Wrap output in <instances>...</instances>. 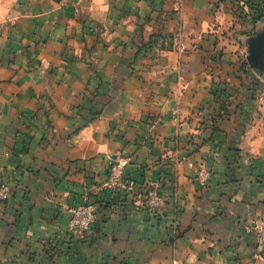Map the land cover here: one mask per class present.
I'll return each mask as SVG.
<instances>
[{
    "label": "crops",
    "instance_id": "crops-1",
    "mask_svg": "<svg viewBox=\"0 0 264 264\" xmlns=\"http://www.w3.org/2000/svg\"><path fill=\"white\" fill-rule=\"evenodd\" d=\"M211 1L0 0V264H264L244 228L264 183L228 169L253 157L254 104ZM120 158L126 185L101 191ZM165 172L154 220L133 200ZM83 194L98 219L79 238L68 208Z\"/></svg>",
    "mask_w": 264,
    "mask_h": 264
},
{
    "label": "rangeland",
    "instance_id": "rangeland-1",
    "mask_svg": "<svg viewBox=\"0 0 264 264\" xmlns=\"http://www.w3.org/2000/svg\"><path fill=\"white\" fill-rule=\"evenodd\" d=\"M213 15L215 20L222 17L223 24L221 28H217L219 31V41L230 42L235 47L242 50L241 58L243 60L238 65V79L242 81L238 82L236 86L240 85L237 94H242L245 91L247 94V103H253V111H248L243 122H248L252 117L254 118V153L251 155L252 158L245 159L241 155L237 159H234L232 163L228 165L229 170H233L238 175V181L240 183L249 179V182L257 183L262 185L264 183V0H212L211 1ZM245 46L243 49L242 47ZM224 54V53H223ZM217 64H221L219 57L216 58ZM223 65V64H222ZM220 84V83H219ZM218 84V85H219ZM216 85V84H215ZM244 89V91H243ZM213 91L219 101L225 103V99L230 96L227 91V87H213ZM244 96V95H243ZM246 98V97H245ZM226 106V105H225ZM245 128V127H244ZM251 150V149H250ZM241 151V150H240ZM245 163H248L246 167ZM115 162L110 166L109 179L103 184L102 189L108 193L115 195L123 189L126 185L125 173L122 185L115 188L105 187V184L109 182L112 172V167ZM125 172V169H124ZM213 171L209 169H201L198 173L197 180L202 186H206L212 177ZM235 174V175H236ZM159 182L162 184V193L164 183L167 182L168 172L162 173ZM236 175V176H237ZM147 180L142 185V189L136 194L133 204L139 211L145 212L149 218L154 220H161L166 217L168 209V199L163 193L162 196L165 198V202L158 206H152L148 204L147 191L153 181ZM9 189V197L5 200L0 201L4 203L10 200L12 197V191L9 186L3 182ZM252 183V184H253ZM76 202L68 208L70 213V226L68 231L76 234L79 238H84L87 234L93 232V227L90 232H82L78 225L73 226L72 221L74 214L78 211H83L88 205H91L98 219L97 205L96 202L92 201L88 194H83L76 199ZM245 230L253 235L256 239L257 249L261 255L264 252V213L256 216L248 224L244 226Z\"/></svg>",
    "mask_w": 264,
    "mask_h": 264
},
{
    "label": "built area",
    "instance_id": "built-area-1",
    "mask_svg": "<svg viewBox=\"0 0 264 264\" xmlns=\"http://www.w3.org/2000/svg\"><path fill=\"white\" fill-rule=\"evenodd\" d=\"M130 158H120L111 168V177L108 183L105 184V187L115 188L119 185H122L124 179V169L130 163ZM162 184L159 180L153 181L147 191L149 195L148 204L152 206H158L165 202V198L162 196ZM9 197V189L4 184L0 183V201L5 200ZM97 216L95 210L91 205H88L87 208L83 211H78L74 214L72 224L73 226L78 225L82 232H90Z\"/></svg>",
    "mask_w": 264,
    "mask_h": 264
}]
</instances>
